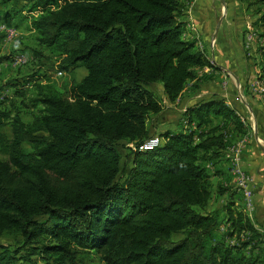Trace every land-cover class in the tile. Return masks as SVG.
I'll return each mask as SVG.
<instances>
[{
	"label": "trees",
	"instance_id": "1",
	"mask_svg": "<svg viewBox=\"0 0 264 264\" xmlns=\"http://www.w3.org/2000/svg\"><path fill=\"white\" fill-rule=\"evenodd\" d=\"M8 1L38 12L31 28L39 46L54 49L58 73L81 64L86 75L65 96L49 83L24 94V107H43L32 122L0 115L10 127L0 134V238H19L13 249L1 246L0 264H86L80 255L94 251L102 264H264V230L233 191L214 188L206 167L224 156L227 137L247 134L240 112L202 99L182 112L189 132L141 147L155 136L148 118L161 111L149 87L174 103L198 89V70L213 67L182 38L183 2ZM255 13L264 29V10ZM259 36L264 75V30ZM121 144L131 153L126 173Z\"/></svg>",
	"mask_w": 264,
	"mask_h": 264
},
{
	"label": "crops",
	"instance_id": "2",
	"mask_svg": "<svg viewBox=\"0 0 264 264\" xmlns=\"http://www.w3.org/2000/svg\"><path fill=\"white\" fill-rule=\"evenodd\" d=\"M180 1L185 5L180 19L185 23L183 35L196 41L213 67L198 70L197 80H201L196 84L198 89L187 87L175 103L180 102L178 111L184 112L202 99L220 100L241 113L247 134L232 135L226 140L230 145L241 143L243 146L241 168L254 179V209L248 208V202L235 186L226 152L206 167L214 188L219 185L233 191L234 204L247 214L256 230H264V75L258 53L262 43L259 34L264 29L257 21L260 14L255 13L258 9L263 11L264 5L256 0ZM249 32L254 38L246 46L245 37ZM4 97L1 93L0 99ZM225 199L226 195L218 201L222 204Z\"/></svg>",
	"mask_w": 264,
	"mask_h": 264
},
{
	"label": "rangeland",
	"instance_id": "3",
	"mask_svg": "<svg viewBox=\"0 0 264 264\" xmlns=\"http://www.w3.org/2000/svg\"><path fill=\"white\" fill-rule=\"evenodd\" d=\"M29 8L30 4L24 1L15 3L8 0H0V27H7V31H0V58H7L6 61L0 64V94L5 95V101L0 103V115L10 112L11 115L13 114L12 116L19 115L26 123L32 122L43 107L39 106L33 109L24 107L23 101L27 103L23 98L24 94L31 93L34 87L42 82V84L49 83L55 91L65 96L68 94L70 87L79 84L83 79V75L86 74L85 68L79 64L75 73L72 70L66 73L63 72L62 76H60L58 72L61 70L57 68L58 60L57 55L54 54V49L52 47L38 46L36 33L32 30L30 24ZM37 13L35 12L33 15L36 16ZM210 30H213V25H211ZM7 33H14V35L11 39H7ZM182 38L184 40H192L191 38L186 39L184 35H182ZM19 54L24 55L21 60ZM37 67L39 68L38 70H36ZM26 78H32L34 83L24 85V79ZM149 89L161 107V111L158 114L151 115L148 118L147 127L149 128L150 136H159V143L161 141L160 137L166 133L189 132V130L185 129L189 127L186 125L184 128L182 124L183 113L179 112L181 110L180 102L179 105L175 102L169 103L162 94L161 86L159 85H152ZM0 122V134L9 135V120L2 118ZM241 146V143L232 144V148ZM118 150L121 154V169L126 173L130 169L131 153L128 146L123 144L119 145ZM6 159L7 157L0 153V161ZM213 203L217 206L215 199H213ZM231 244H236L234 238ZM17 245H19V238L16 235L6 234L0 238V251L1 246L13 249ZM101 253V251L83 253L80 258L82 257L86 264H102L99 260Z\"/></svg>",
	"mask_w": 264,
	"mask_h": 264
},
{
	"label": "built area",
	"instance_id": "4",
	"mask_svg": "<svg viewBox=\"0 0 264 264\" xmlns=\"http://www.w3.org/2000/svg\"><path fill=\"white\" fill-rule=\"evenodd\" d=\"M0 31H7V27H0ZM13 35L14 33H7V39H11ZM253 38H254L253 33L251 32L247 33L245 37L246 40L245 45L248 46V44L251 42ZM19 56H20V60L24 57L23 54H19ZM60 76H62L61 72H60ZM190 128H194V125H192ZM151 145H158V136H153L144 144V146L141 147H148ZM242 151H243V146L239 148H232V145H230L226 150L225 157L231 165V172L234 176V183L236 185L237 190L243 194L244 201L248 202V208L254 209L252 178L248 172H246L241 168ZM260 233L262 234L261 239L264 240V232L261 231Z\"/></svg>",
	"mask_w": 264,
	"mask_h": 264
},
{
	"label": "clouds",
	"instance_id": "5",
	"mask_svg": "<svg viewBox=\"0 0 264 264\" xmlns=\"http://www.w3.org/2000/svg\"><path fill=\"white\" fill-rule=\"evenodd\" d=\"M29 13H30V12H28V15H30ZM30 16H33V15H30Z\"/></svg>",
	"mask_w": 264,
	"mask_h": 264
}]
</instances>
